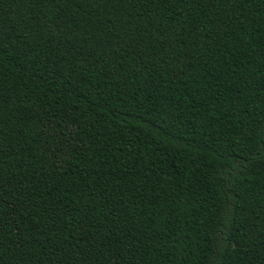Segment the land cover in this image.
<instances>
[{
	"label": "trees",
	"instance_id": "16d2710c",
	"mask_svg": "<svg viewBox=\"0 0 264 264\" xmlns=\"http://www.w3.org/2000/svg\"><path fill=\"white\" fill-rule=\"evenodd\" d=\"M0 264H264V0H0Z\"/></svg>",
	"mask_w": 264,
	"mask_h": 264
}]
</instances>
